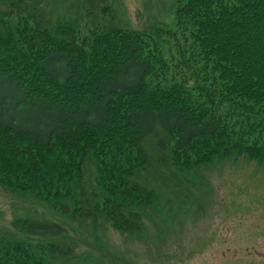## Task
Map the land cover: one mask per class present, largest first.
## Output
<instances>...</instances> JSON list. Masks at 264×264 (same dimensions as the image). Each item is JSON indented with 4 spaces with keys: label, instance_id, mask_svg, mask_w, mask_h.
I'll return each mask as SVG.
<instances>
[{
    "label": "trees",
    "instance_id": "16d2710c",
    "mask_svg": "<svg viewBox=\"0 0 264 264\" xmlns=\"http://www.w3.org/2000/svg\"><path fill=\"white\" fill-rule=\"evenodd\" d=\"M175 1L172 28L82 37L72 20L48 28L34 3H9L0 13L2 187L132 237L153 199L135 181L147 141L172 165L234 153L264 165V0ZM10 225L0 231V264L74 255L62 222Z\"/></svg>",
    "mask_w": 264,
    "mask_h": 264
},
{
    "label": "rangeland",
    "instance_id": "374dc122",
    "mask_svg": "<svg viewBox=\"0 0 264 264\" xmlns=\"http://www.w3.org/2000/svg\"><path fill=\"white\" fill-rule=\"evenodd\" d=\"M11 1L0 0V13L10 9ZM21 1L34 3L48 28L57 20L74 21L79 37L93 29L142 30L156 23L172 28L176 2ZM8 20L15 22L14 17ZM145 148L146 165L137 170L135 181L150 187L153 199L142 209L136 235L103 226L100 218L79 225L60 215L53 200L1 185L0 231H11L10 222L20 217L62 222L66 236L61 243L74 249L67 264H264V165L234 153L187 168L172 165L168 152L159 154L151 140Z\"/></svg>",
    "mask_w": 264,
    "mask_h": 264
}]
</instances>
